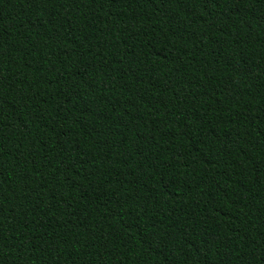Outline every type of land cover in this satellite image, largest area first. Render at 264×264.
I'll list each match as a JSON object with an SVG mask.
<instances>
[{
    "label": "trees",
    "instance_id": "obj_1",
    "mask_svg": "<svg viewBox=\"0 0 264 264\" xmlns=\"http://www.w3.org/2000/svg\"><path fill=\"white\" fill-rule=\"evenodd\" d=\"M0 264H264V0H0Z\"/></svg>",
    "mask_w": 264,
    "mask_h": 264
}]
</instances>
